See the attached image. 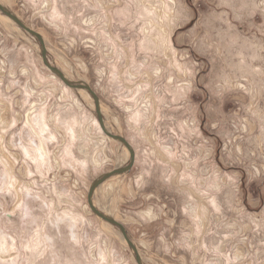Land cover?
<instances>
[{"label": "rangeland", "instance_id": "1", "mask_svg": "<svg viewBox=\"0 0 264 264\" xmlns=\"http://www.w3.org/2000/svg\"><path fill=\"white\" fill-rule=\"evenodd\" d=\"M0 3L42 37L51 66L93 90L105 128L133 149L132 170L92 202L143 264H264V0ZM3 17L0 264H136L87 204L95 180L127 165V149L97 130L89 94L65 86L38 41ZM40 109L55 136L45 167L25 152L40 142L27 124ZM68 213L82 219L79 244L59 220Z\"/></svg>", "mask_w": 264, "mask_h": 264}, {"label": "water", "instance_id": "2", "mask_svg": "<svg viewBox=\"0 0 264 264\" xmlns=\"http://www.w3.org/2000/svg\"><path fill=\"white\" fill-rule=\"evenodd\" d=\"M0 12L5 17L9 18L19 29L23 30L24 32H26L27 34H29L31 37H33L34 39H36L38 41L39 47H40V56L42 59V63L51 73H53L68 88L74 89V90H82V91L89 94V96L93 100L96 119H97V122H98L103 134L106 137L120 143L123 147H125L127 149L128 153H129V161H128L127 165L122 167V168H117V169H114V170H112L106 174H103L99 179L95 180L91 184V186L88 190L87 204H88L91 212L96 217H98L103 222L109 224L110 226L116 228L119 231V233L122 235L123 239L125 240L127 246L133 252L136 264H143L136 246L133 244V242L129 238L127 230L123 227V225H121L120 223H118L117 221L112 219L111 217L101 213L99 210H97L94 207L93 202H92L93 193L99 186H101L104 182L111 179L112 177L127 174L132 170V168L134 166V160H135V154H134L133 149L131 148L130 144L127 142L126 139H124L123 137L111 134L105 128L104 120H103V117L101 115L99 99H98L97 95L93 92V90L88 85H86L84 82L70 81L56 67L51 66V64L49 63V60L47 58L45 43H44L42 37L38 33L34 32L33 30H31L27 26H25V24H23V22H21L15 15H13L9 10H7L1 4H0Z\"/></svg>", "mask_w": 264, "mask_h": 264}, {"label": "bare ground", "instance_id": "3", "mask_svg": "<svg viewBox=\"0 0 264 264\" xmlns=\"http://www.w3.org/2000/svg\"><path fill=\"white\" fill-rule=\"evenodd\" d=\"M1 4V3H0ZM2 5V4H1ZM3 6V5H2ZM4 7V6H3ZM54 11V10H53ZM59 14V13H58ZM4 18V22H6L9 26H11V27H13L14 26V23L9 19V18H7V17H3ZM31 28V27H30ZM23 53V52H22ZM24 53H25V50H24ZM25 56H26V58H28V60L31 62V64L33 63L32 61H31V58H30V56L26 53L25 54ZM33 70V73L35 74V76H36V78H37V82L38 81H41L43 78L42 77H40V73H39V71L36 69V70H34V69H32ZM53 74V73H52ZM63 74L65 75V77L66 76H68L66 73H64L63 72ZM54 75V74H53ZM53 75H51L50 76V78L54 81V82H56V76L54 77ZM49 78V77H48ZM59 84V83H58ZM65 85V84H64ZM66 86V85H65ZM62 88V91H63V93L65 92L64 90H66V91H68V89L66 88V87H64L63 85H60V89ZM23 90H24V88H23ZM80 92H83L84 93V91H80ZM67 93V92H66ZM29 92H28V90L26 89V93L24 94V97L26 98V103L27 102H29V106H31L30 105V100H29ZM31 98V97H30ZM29 100V101H28ZM93 101V100H92ZM63 119H60V116H59V114H57L56 113V115L54 116V120H56L58 123H62V124H65V125H72V123L73 122H77L76 121V116H72V114L71 115H63V117H62ZM45 121H46V113H45V109H40V111L37 113V114H35V113H31V118L30 119H28L27 120V124H28V127H29V129H30V131L33 133V135L35 136V137H39L40 138V142H39V144L36 142V140L35 139H33V138H31V142L33 143V145L31 146L29 143H28V145H29V147H28V149L27 150H25V152H26V155L28 156V157H32L33 159H34V161L36 162V164L39 166V165H43L44 167L46 166V160H47V157H48V155H47V152H48V148H47V146H45L46 145V143H48V142H46L47 140H50V139H55V136H54V134L50 131V130H48V127H47V125H46V123H45ZM59 125V124H58ZM65 125H64V127H65ZM60 126V125H59ZM98 126H99V124H98ZM63 127V126H62ZM73 127V126H72ZM69 128H71V126L69 127ZM65 129V128H64ZM70 130V129H69ZM97 130L100 132H102V130H101V128H100V126L99 127H97ZM72 131V130H71ZM103 133V132H102ZM66 134H67V132H66ZM73 134V133H72ZM67 136V135H66ZM65 136V137H66ZM70 137V136H69ZM41 138H42V140H41ZM67 138V137H66ZM75 138V137H74ZM127 140V139H126ZM70 142V141H69ZM66 143V142H65ZM68 143V142H67ZM67 143H66V145H67ZM129 143V142H128ZM71 145H72V143H71ZM47 149V150H46ZM3 157V156H2ZM128 158V154L127 153H125V157H124V161L126 160ZM94 195V194H93ZM33 200V199H32ZM99 207V206H98ZM63 217H65V219L66 220H64L63 219ZM59 220L62 222L63 220V223H64V225L69 229V232H70V236H71V239L73 240V242H74V244H79V238H78V235H77V233H76V231L74 230L75 228H77L78 227V225H79V223H81V221H82V219H80L79 218V216L78 215H76V214H73V213H68V214H64V216L62 215V217L61 216H59ZM87 221V220H86ZM85 222V221H84ZM56 224H58V222L56 223ZM107 224V223H106ZM107 225H109V224H107ZM83 226V225H82ZM110 226V225H109ZM82 230V229H81ZM69 234V233H68ZM120 234V233H119ZM120 236L122 237V235L120 234ZM69 236H67V238H68ZM120 237V239H121V241H124V243H126L125 242V240L123 239V237L121 238ZM70 239V240H71ZM81 239H83V238H81ZM70 242V241H69ZM97 255H98V260L99 261H103L104 260V258H105V256H104V253H103V251H102V249H99L98 250V252H97ZM105 261V260H104Z\"/></svg>", "mask_w": 264, "mask_h": 264}]
</instances>
